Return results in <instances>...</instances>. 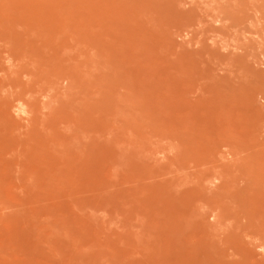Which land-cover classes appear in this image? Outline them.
I'll return each instance as SVG.
<instances>
[{
    "label": "rangeland",
    "instance_id": "rangeland-1",
    "mask_svg": "<svg viewBox=\"0 0 264 264\" xmlns=\"http://www.w3.org/2000/svg\"><path fill=\"white\" fill-rule=\"evenodd\" d=\"M0 99V264L264 262V0H0Z\"/></svg>",
    "mask_w": 264,
    "mask_h": 264
},
{
    "label": "bare ground",
    "instance_id": "bare-ground-1",
    "mask_svg": "<svg viewBox=\"0 0 264 264\" xmlns=\"http://www.w3.org/2000/svg\"><path fill=\"white\" fill-rule=\"evenodd\" d=\"M13 73H14V72H13ZM14 76H16V75H14ZM18 76H19V75H18ZM2 82H3L4 85H6V86L9 85L10 88H11V86H13V88H11L10 90H11V92L13 91L15 94L20 95L21 93L24 92V90H23V92H22V91L20 92V90H22V89L24 88V86H23V85H24V82H22V81H21V82H22L23 85H22V84H19L20 81H2ZM21 82H20V83H21ZM26 84H28V83L26 82ZM26 84H25V85H26ZM15 86H16V88L19 87L18 90H16L17 93L15 92V90H13V89H16V88H14ZM22 87H23V88H22ZM8 88H9V87H8ZM212 91H213V90H212ZM212 91H211V92H212ZM216 91H217V89H215V93H216ZM219 91H221V90H219ZM19 92H20V93H19ZM213 92H214V91H213ZM221 92H222V91H221ZM14 93H10V94L12 95V94H14ZM15 94H14V95H15ZM213 94H214V93H213ZM218 94H220L219 98H220V97L222 98L221 93H218ZM211 95H212V94H211ZM224 95H225V94H224ZM226 95H227V94H226ZM180 96H182V95H180ZM180 96H178V99H179V100L176 102L177 104L175 103V101H176L177 99L174 101L175 105L172 104V106L174 107V109L172 110V112H174L175 114L172 113V112L170 111V110H171V106H170V108H169L170 113H169L168 115H169L170 117H171V115H173V116L175 115V124H174V123L172 124V120H174V117H173V116H172V118H169V117H168V120H169V119H172V120H171V123L169 122V123L171 124L170 128L174 129V128H173L174 125L178 128V125H177V124L180 123V122H182V121L185 119L186 116H188V117H189V116H194V117H192V118L189 117V119H188V117L186 118V119L192 121V123L190 122V123H191L190 125L187 126L186 123H187L188 120L185 119L183 122L186 121V123H185L186 126H185V124H183L182 126H183L184 128H186V129H188V130L191 129V131H192V129L194 130V128H195V130L198 129L199 127L205 129V131H206L207 127L210 126V127L208 128V130H209L211 127H213L212 129H214V126L216 127V126L219 124L218 126L221 125V127H219V128H221V129L219 130V128H218L217 130L220 131V132H219V133H214V131L218 132L217 130H215V129H216V128H215V129L212 130V131H211V129H210V133L213 132V134H216V135L219 134V135H221V137L224 136L223 138H224V139H228V140H229V137L233 136L232 133L235 132V131H236L235 133L237 134V135L234 134V135L236 136V138L239 137V134L241 135V133H240V130H241V129H240V128L243 126V123H242V125H241V127H240V123H238V122H242V121H243L242 119L244 118V115L246 114V113H245V114L243 113V112H245V111H243L244 108L242 109L243 112H240V113H238V111H240V110H238V109H237V111L234 109L235 112H234L233 109H230V111L228 110V112H231L230 114H228V116L230 115L229 119H230V118H233V119H232V120H227V119H226V121H229V122H228L229 125H230V126L232 125L231 127H230L229 125H228V127H227V126L224 125V124H225V123H224V120H222V119H224V118H222V116H223L225 113H224L223 115H222V112L219 113V111H222V110H224V109H226V108H223V105H222V110H218V108L221 109L220 104H221L222 102H221L219 105L216 104L217 106L215 105V107H217L216 110H218V111H217L218 113H212V112H213L212 110L215 111V109H213V108H214V107H213L214 105L212 106V104L210 105V103H207V99H206V101H203V97H202L201 103L198 104V103H197L198 101H197V102H195V103L193 102V104H191L192 106H188V105L186 104V103H187V102H186V99L184 100V99H183V96H182V98H181ZM212 96H213V95H212ZM217 96H218V95H216V96H214V97H217ZM205 97H206V96H205ZM223 97H225V96H223ZM172 98H177V96H176V97H172ZM207 98H208V97H207ZM225 98H226V100L228 99L227 97H225ZM235 98H236V97H235ZM172 100H173V99H172ZM180 100H183L182 102H184V101H185V102L182 103ZM204 100H205V99H204ZM213 100H214V98H213ZM213 100H212V101H213ZM224 100H225V99H224ZM202 101H203V102H202ZM215 101H216V100H215ZM229 102H230V101H229ZM2 103H3V101L1 102V99H0V126H1V127L5 124V119H4V116H3V113H2L3 111H2V108H1V107H3V104H2ZM179 103H180V104H179ZM206 103L209 104V105H207ZM214 103H215V102H214ZM185 104H186V105H185ZM195 104H198V106L195 105ZM170 105H171V104H170ZM228 106H229V105H228ZM230 106H231V105H230ZM173 107H172V108H173ZM225 107H226V106H225ZM229 108H230V107H229ZM241 108H242V107H241ZM231 110H232V111H231ZM244 110H245V109H244ZM224 112H226V111L224 110ZM171 113H172V114H171ZM182 113H183V114H182ZM233 113H234V114H233ZM235 113H236V114L238 113V116H239V117H238L237 115H235ZM180 114H182V115L186 114V116H183L184 118H182V115L180 116ZM215 114H217V115L215 116ZM220 114H221L222 116H221ZM240 114H241V115H240ZM219 115H220L221 117H220ZM231 115H234V116L231 117ZM195 116H196V117H195ZM225 116H226V115H225ZM225 116H224V117H225ZM228 116H226V117H228ZM235 116H237V117H235ZM178 117H179V118H178ZM180 117L182 118V119H181L182 121L178 120V119H180ZM213 117H214V118H213ZM240 117H241V121L237 120V119H240ZM190 118H191V119H190ZM193 118H194V120H193ZM176 119L178 120L177 123H176ZM197 119H198V120H197ZM179 121H180V122H179ZM198 121H199V122H198ZM219 121H221V122L223 121V124H222L221 122H219ZM233 121H234V122H233ZM195 122H196V124H195ZM231 122H233L234 124H235V122H236V127H235V126L233 125V123H231ZM217 123H218V124H217ZM220 123H221V124H220ZM237 123H238V124H237ZM188 124H189V122H188ZM197 124L199 125V127L197 126ZM216 124H217V125H216ZM226 124H227V122H226ZM191 125H192V128H191V127L189 128V126H191ZM193 125H195L196 127H194ZM172 126H173V127H172ZM182 126H181L180 128H178V129H180V130L183 129ZM222 126L225 127V128L227 127L228 129H230V130L232 131V133H231V132H230L231 134L228 133V131H230V130H227V128H226V129H225V128H222ZM233 126H234V127H233ZM238 126H239V133L237 132V130H238ZM187 127H188V128H187ZM243 127H244V126H243ZM234 128H235V129H234ZM178 129H174V131L177 130V131H175V132L173 131V132L175 133V135L178 134V133H177V132H178ZM180 130H179V131H180ZM221 130H222V131H221ZM226 130H227V131H226ZM244 130H245V129L241 130L242 134H243V132L245 133ZM182 131H183V130H181V132H179V133H181V135H182ZM189 131H190V130H189ZM191 131H190V134H193L194 132L192 133ZM196 131H197V130H196ZM201 131H202V129H201ZM201 131H200V128H199V132H200V134H201L202 132L204 133V131H202V132H201ZM224 131H226L228 134H230V136L228 135V137L225 138V137L227 136V135H226L227 133L225 134ZM206 132H208V131H206ZM221 132H222V133H221ZM223 132H224V134H225L226 136L223 135ZM176 133H177V134H176ZM196 133H198V132H196ZM196 133H195V135H196ZM220 133H221V134H220ZM200 134H199V136L196 135V137H194L195 135H190L191 137L193 136V137L191 138L190 136H188V133L186 134L187 136L183 133V135H185L184 137H186V138H184V137H183V138L186 139V142H187V143H189L188 145L191 144V146L193 147V145H197V144H196L197 142L199 143V140H198V139L201 140V138H200L201 135H200ZM211 134H212V133H211ZM213 134H212L211 136H213ZM183 135H182V136H183ZM219 135H218V136H219ZM203 136H204V135H202L201 137H203ZM218 136H217V137H218ZM7 137H8V136H7V133H6V137H5V136H4V137H0V146L3 144V143H2L3 141H4L5 143H6V142L8 143V141H6L7 139H10V142H12L13 139H14V138H13V139L11 140V137H10V138H9V137L7 138ZM197 137H198V139H197ZM17 138H19V137H17ZM187 138H189V139H187ZM212 138H213V137H210V140H211ZM218 138H219V140H218ZM218 138H216L217 140H216V139H214V140H215L216 142L219 141V143H223V142L225 141V140H222V138H220V136H219ZM231 138H233L234 140H236V138H234V136L231 137ZM231 138H230L229 141L226 140L227 142L225 141L224 143L231 142ZM191 139H194V140H191ZM196 139L198 140L197 142L195 141ZM233 139H232V140H233ZM238 139H241V138H238ZM187 140H188V141H187ZM189 140H190V142H189ZM221 140H222V141H221ZM234 140H233V141H234ZM14 141H15V140H14ZM194 141H195V143H194ZM215 141H213V143H214ZM220 141H221V142H220ZM241 141H243V140H241ZM210 142H211V141H210ZM236 142H238V140L235 141V145H236ZM5 143H4V144H5ZM192 143H193V145H192ZM211 143H212V142H211ZM213 143H212V144H213ZM238 143H239V142H238ZM240 143H242V142H240ZM199 144H200V143H199ZM214 144H216V143H214ZM214 144H213V145H214ZM231 144H232V143H231ZM216 145H217V144H216ZM214 146H215V145H214ZM197 147L199 148V145L195 146V148H197ZM0 152H1V150H0ZM2 152H3V151H2ZM18 153H19V152H18ZM0 154H1V156L4 155V154H2V153H0ZM197 154H199V152H198ZM221 159H222V158H221ZM18 161H19V162L22 161V162H24V163H27V164H26V168H27V170H28V171H32L33 174H35V175H37V174L39 175V174H41L42 172H44V173H46V174H47V173H50L51 175H52V173H53V172H52L53 165H52V164L49 165V164L44 163L42 160H39L38 157L28 156V157H26V159L21 160V156H20L19 159H18ZM6 162H7V160H6ZM8 162H11L12 166H16V165H15L16 163H14V162L12 161V159L8 160ZM12 162H13V163H12ZM4 163H5V160H4V159H3V161L0 160V177L3 176V175L5 174V171H6V170H3L2 167H1V164L6 165V164H4ZM9 165H10V164H9ZM17 165H18V164H17ZM44 165H46V169H45V170H42V166H44ZM6 166H8V165H6ZM10 166H11V165H10ZM10 166H8V167H10ZM19 167H21V166H19ZM23 169H24V168H23ZM24 170H26V169H24ZM27 170H26V171H27ZM38 172H39V173H38ZM215 179H216V178H215ZM72 182H73L72 180L69 181V186H70L69 188H70V189L73 187V186H72V185H73ZM75 184H76V183H75ZM79 185H80V184H79ZM75 188H76V187H75ZM72 189H74V188H72ZM71 191H73V190H71ZM243 199H245V198H243ZM245 200H246V199H245ZM245 200H244L243 202H245ZM247 200H248V199H247ZM254 202H256V200H255ZM216 208H220V207L217 206ZM216 208H215V209H216ZM221 208H223V207H221ZM216 210H217V209H216ZM220 210H221L222 212H221ZM214 211H215V210H214ZM217 211H218V212L220 211V212L218 213L219 215H217V214H215V215H217V217L219 216V218H216L215 215H214V217L216 218V219H215V218H214V219H215L216 221L220 219V222H222V223H220V222L218 221V222H217V225H218V223H219L220 225L224 224V221H222L223 219L220 218V215H221L222 217H225L224 219H225L226 222H227V221L229 222L230 220L233 221V219H231V218H230L229 220H226V219H228V217L230 216V214L227 212V214L225 215V213H226L225 210L223 211V209H219V210H217ZM217 211H216V213H217ZM224 212H225V213H224ZM212 213H213V212H212ZM221 213H222L224 216H223ZM255 213H256V212H255ZM228 214H229V216H227ZM226 216H227V217H226ZM234 220H235V219H234ZM216 221H214V222H216ZM231 221H230V222H231ZM237 221H238V219L235 220V222L238 224L239 221H238V222H237ZM226 222H225V223H226ZM232 223H233V222H232ZM230 224H231V223H230ZM214 225H215V224H214ZM242 258H243V257H242ZM260 264H264V262H263V263H260Z\"/></svg>",
    "mask_w": 264,
    "mask_h": 264
}]
</instances>
